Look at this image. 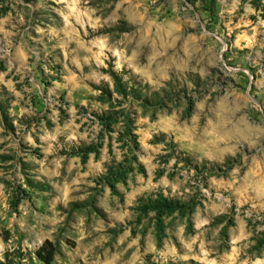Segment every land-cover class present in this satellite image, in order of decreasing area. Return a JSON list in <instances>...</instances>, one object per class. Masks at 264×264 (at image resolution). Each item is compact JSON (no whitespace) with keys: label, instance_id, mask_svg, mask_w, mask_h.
<instances>
[{"label":"rangeland","instance_id":"rangeland-1","mask_svg":"<svg viewBox=\"0 0 264 264\" xmlns=\"http://www.w3.org/2000/svg\"><path fill=\"white\" fill-rule=\"evenodd\" d=\"M46 240L50 264H264L250 0H0V262Z\"/></svg>","mask_w":264,"mask_h":264},{"label":"trees","instance_id":"trees-1","mask_svg":"<svg viewBox=\"0 0 264 264\" xmlns=\"http://www.w3.org/2000/svg\"><path fill=\"white\" fill-rule=\"evenodd\" d=\"M190 4L200 3L202 6V9H204L207 12H211V10L214 7L215 0H187ZM252 4L255 5L259 11L262 12V16L264 17V0H250ZM116 83H118V80H115ZM154 204H151L153 207H156L155 205L159 204V207H165L168 209L173 208V202L166 200L163 197H159L156 202H153ZM55 254V246L52 242L49 240H46L42 243V245L35 251L34 255L35 258L44 264H50L52 262L53 256ZM6 262L0 264H10L11 262L8 260L7 254L4 255L3 258Z\"/></svg>","mask_w":264,"mask_h":264}]
</instances>
